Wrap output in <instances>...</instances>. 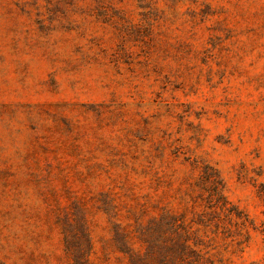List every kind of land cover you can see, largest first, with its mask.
I'll list each match as a JSON object with an SVG mask.
<instances>
[{"label":"rangeland","instance_id":"obj_1","mask_svg":"<svg viewBox=\"0 0 264 264\" xmlns=\"http://www.w3.org/2000/svg\"><path fill=\"white\" fill-rule=\"evenodd\" d=\"M169 216L264 264V0H0V264H131Z\"/></svg>","mask_w":264,"mask_h":264},{"label":"trees","instance_id":"obj_2","mask_svg":"<svg viewBox=\"0 0 264 264\" xmlns=\"http://www.w3.org/2000/svg\"><path fill=\"white\" fill-rule=\"evenodd\" d=\"M160 222L159 235L152 228L144 230L140 239L145 250L130 253L131 264H216L204 236L191 223L174 216Z\"/></svg>","mask_w":264,"mask_h":264}]
</instances>
